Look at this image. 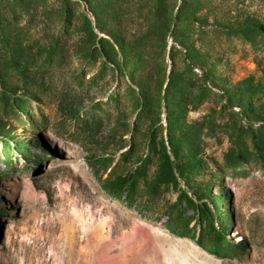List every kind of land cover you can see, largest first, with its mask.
Listing matches in <instances>:
<instances>
[{"label":"rangeland","instance_id":"rangeland-1","mask_svg":"<svg viewBox=\"0 0 264 264\" xmlns=\"http://www.w3.org/2000/svg\"><path fill=\"white\" fill-rule=\"evenodd\" d=\"M58 1L36 0V11L18 22L29 30L25 37L33 46L30 62L41 99L24 97L27 102L18 112L4 105L0 92V123L10 133L8 144L0 137V264H264V165L250 161L232 166L225 159L243 142L251 148L248 138L235 130L240 107L224 110L223 89L211 81L206 84L208 95L199 101L204 67L172 36L164 47L153 46L144 54L152 60L150 75L135 73L134 79L135 74L120 78L83 49V34L72 28L60 39L65 53L50 63L39 49L54 41L59 30L60 23L49 13L59 7ZM72 6L80 25L88 17L85 6ZM211 11L198 15L204 22L182 23L180 33L192 38L199 53L220 58L232 80L251 76L263 81L264 32L244 35L230 27L240 18L263 22L264 0H220L215 13ZM94 32L105 36L96 27ZM172 71L182 75L189 94L185 121H208L196 142L203 171L151 196L146 186L155 172L151 158L129 208L108 195L99 180L137 166L151 130L158 140L167 139L164 94ZM139 82L149 86L155 100L151 114L141 111L131 92ZM16 139L26 142L25 148L15 149ZM91 156L93 163L88 161ZM210 174L215 176L210 193L215 196L219 188L228 193L221 207L232 218L229 238L246 245L231 257L210 254L195 241L203 224L187 207V199L201 203L195 193ZM166 224L194 238L180 236Z\"/></svg>","mask_w":264,"mask_h":264},{"label":"trees","instance_id":"trees-1","mask_svg":"<svg viewBox=\"0 0 264 264\" xmlns=\"http://www.w3.org/2000/svg\"><path fill=\"white\" fill-rule=\"evenodd\" d=\"M35 1L0 0V92L4 97V105L14 107L18 112L23 111V104L27 102L24 97L41 99L35 87L37 72L33 70L30 62L34 53L33 46L27 44L25 37L29 30L18 24L25 13L36 11ZM177 1L59 0V7L49 10L50 15L56 17L60 23L59 30L55 40L42 45L39 51L46 52L50 63H53L65 53L64 44L60 41L62 34L72 28L75 32L83 34V49L93 56L100 57L119 73L120 78L135 73L140 77L144 73L150 75L153 69L151 58H146L144 54L153 46L155 49L164 47L167 38L172 36L186 48L192 61L204 67L199 101L208 95L206 84L211 81L223 89L221 95L225 99L224 110H232L234 105L240 107L237 114L239 124L235 130L243 138H248L251 148L243 142L237 153L236 150L227 153L226 161L232 166L250 161L264 165V80L257 81L251 76L232 80L230 69L221 64L220 58L199 53L192 38L180 33L179 26L182 23L204 22V17L202 16V19L198 16L202 11L212 8L211 12L215 13L220 0H179V5ZM73 3H83L89 17L80 25L77 24L78 17L75 15ZM95 27L105 36L96 34ZM230 28H236L244 35L251 32L260 34L264 32V21L240 18ZM14 74L20 77L21 81H16ZM136 74L132 75L131 79L137 77ZM161 77L157 82V93L165 80L164 73ZM152 84H156V78L152 80ZM137 89H131V92L138 99L141 111L151 114L155 100L149 86L145 82H139ZM188 95L182 75L172 71L164 94L168 115L167 139L161 137L158 140L155 130H151L145 139L147 152L144 158H140L137 166L107 179L100 178V185L108 195L129 208L133 207L138 184L146 179L151 158L155 161V172L146 184L147 193L151 196L159 194L163 188L177 187L179 178H188L191 174L198 176L202 173L203 157L196 142L202 126L208 121L206 118L195 123L185 121ZM76 116L75 113L71 117ZM242 121L245 122L244 125L241 124ZM9 136L6 125L0 123V137L5 144L9 143ZM13 144L15 149H20L25 148L27 143L16 139ZM93 158L94 156H91L88 161L93 163ZM100 161L98 159L96 163L100 164ZM214 177L210 174L198 194L195 193L201 203L192 198L187 199V207L194 211L203 224L196 243L210 254L222 258L231 257L242 253L246 245L244 242L236 244L229 238L232 218L230 213L223 211L221 207V201L228 197V193L219 186L218 194L213 196L210 193L211 179ZM208 202L213 205V209L209 207ZM165 226L180 236L194 238L189 232L180 231L173 225Z\"/></svg>","mask_w":264,"mask_h":264}]
</instances>
